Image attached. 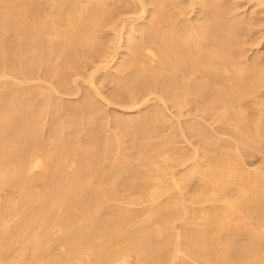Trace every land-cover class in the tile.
Segmentation results:
<instances>
[{
    "label": "bare ground",
    "instance_id": "6f19581e",
    "mask_svg": "<svg viewBox=\"0 0 264 264\" xmlns=\"http://www.w3.org/2000/svg\"><path fill=\"white\" fill-rule=\"evenodd\" d=\"M140 1H141V4L138 9V12L136 10L137 13L139 12L140 13L137 16L133 18L127 16L128 18L125 17L124 19H120L119 21L117 20L118 21V22L116 21L117 23L116 22L114 23V20L116 18L115 15L108 13V10H107L108 8L106 7V5L103 6L101 3L102 0H0V77L3 76V75L1 76V74L3 73V72L1 73V69L2 70L6 69V65L12 66V71L9 69L8 72H13V74H17L16 78L19 77L18 78L19 80L20 79L23 80V78L29 79L30 77L31 79H33L32 76L35 75L34 71L35 69H38V68H35V66L41 67L42 64L45 65L46 70L48 72L50 71V73L51 72L56 73L58 72V70L60 72V69H62L63 70L62 72L65 74L64 68L68 67L69 69V67H73V66L76 67V65L80 63L79 58H81V56L77 57L76 55L77 57L76 58L74 54L75 50L77 49L76 47L74 48L73 46L76 43H79V45H85L89 50H94L93 53L90 54L91 57L98 60L97 62L103 61L104 63L102 62L103 65L101 68L106 69L107 66L111 64L109 62L112 61L113 55H116L115 49L118 50V48H116L114 43H112V46L110 47L111 49L108 51L105 49L106 50L105 52L104 48L106 47L102 48L104 44L103 46H102V43L100 44L101 46H98V47L96 46L97 44L95 43L96 42L95 39L97 37L95 38L94 37L95 35L93 34H94V31L95 30L97 31L100 27H104V26L112 27L113 26L112 28L115 30V32H113L114 41H116V43L117 41L120 42L119 40L123 39L124 37L125 44L123 46L128 50L127 52L124 53V55H122L121 59H119L118 61H115L116 62V65H114L115 69L112 67L113 64L111 66L112 69L116 70V74H114L116 75L115 78H119L118 84L116 86L117 87L116 91L114 90L117 96H120L121 93H123L122 91L123 88L128 90L130 98H133V96L135 97L136 92H140L141 95H146V94L148 95V93L150 92L152 95V93L154 94V92H158L160 94V97L159 96L158 97L161 100L163 97H167L172 101L171 104L176 105L177 107L180 106L184 108V106L194 101L196 102V106L203 109V108L213 107L212 105L213 101L215 99L217 100L219 95H225L226 94L225 92H227V90L232 88L230 95L233 98V101H232V105H230L231 109H228V110L230 111L233 109L234 111L233 114H236L235 117L237 118L238 121L240 120V122L244 123V126H245V123H246V126L248 125L250 126V124L252 125V128L251 126L250 127L248 126L249 130H247V128H245V130H242L243 128L240 129L242 132L241 134H243L242 136H244V139L247 138L248 140L249 139L253 140L255 138H258L260 140V138H262L263 136L261 124L264 123V84L263 82H261L259 77H261L264 74L263 73L264 71L261 70L262 67L258 71L255 68V71H257L256 74H254L253 77L248 75L250 74V72H247L248 71L247 69L250 70L251 68L256 67L255 65L257 63L255 62V59L251 60V58L248 59V58H243V57L242 59L241 52L238 50L237 52H235L233 50H230L229 48L220 49L219 45L221 43L220 44L218 43L219 45H217V43L213 41L212 37L210 38L206 35L207 34L206 31L209 29V26L206 25L205 21L210 20L211 15H209V13H212V16H213L214 11L216 10L212 7V4L211 6L209 5L210 8L208 12L203 13L201 9L199 12L197 11L199 14L201 13L200 16L197 15L195 18L190 17L191 19L189 18L190 20H188V19L180 17V15L187 14L186 12H188V10L185 11L184 9H182L179 6V2L178 4L175 2L176 4L175 5L173 2H172L173 4L171 3V0H150L151 4L153 5V8L148 9L149 10V11L147 10L148 13L145 12L146 14L142 15V12H144L145 7L148 3H146V1L144 0H143L144 1L143 3H142V0ZM140 1H138L137 3H139ZM87 2L89 3V5ZM92 2L102 5V11H100L101 13L98 16L95 15L94 9L89 10L87 8V6L88 7L90 6V3H91V6L93 5V7H97V5L94 6L95 3L92 4ZM244 3L246 4L249 3L247 5L250 7L260 5L263 8L261 7V10L258 9L259 12L264 11V0H244ZM104 4H105V1H104ZM207 4L205 5L208 6ZM132 6H133V3H132ZM136 6H138V4ZM213 6H214V3H213ZM98 8H96V10L99 11ZM258 10L256 12H258ZM65 12L68 13V15H66ZM107 13L109 14L108 16H107ZM61 14H65L66 16L62 17ZM49 17L51 18V20H49L50 22L48 23V25L46 26L44 25L43 27L35 25L40 22H45V21L48 22L47 19ZM138 18L140 20L142 19L141 21L138 22L139 25L140 24L141 25L140 26L136 25L137 27L132 26L131 22L134 19L136 20ZM146 20H148L149 22H147ZM125 23H127L129 26H127L126 29L123 31ZM230 28L232 27L230 26ZM8 30L12 32L11 34L13 36L10 35V37L11 36L12 37L9 39H6L5 35ZM133 30H137L138 32L140 33L142 32L143 34L135 35L132 33ZM69 33H70V36L67 37ZM232 36L234 35L232 34ZM238 38H236L237 42L241 39L239 38L238 40ZM73 42H76V43L74 44ZM223 42H225V40ZM237 44L241 45L240 43H237ZM234 45H235V42H234ZM217 47L219 48L218 50H217ZM52 53H55V56L57 55L59 59L53 65H50V63L46 64L47 61L50 59V57L54 55V54L52 55ZM107 62L109 64H107ZM98 65L100 66V63H98ZM244 67L246 69H244ZM97 68L99 69V67L96 66V69ZM62 72L60 74H62ZM7 74H4V75H7ZM242 74H244L243 78H241L240 80L237 79V76H239L240 78V75ZM245 74H247L248 76H246ZM36 76H39V75L37 74ZM257 79H259L260 82L256 81ZM13 83L11 81L8 82L7 80V83L4 85L11 86V84ZM0 84L2 87V83ZM91 84L92 83H90V85ZM218 84H220V86L223 87L221 91L216 90L213 87ZM6 86L4 87L6 88ZM228 87L230 88L227 89ZM20 88L22 90V87ZM19 89L17 87L16 88L13 87V89L10 87V89L8 90L9 91L8 100H10L12 104L9 103L10 105H8V108H7L8 110L6 109V111H3V113L0 114V190L1 188L5 189L4 188L5 185L6 187L9 186L11 188H14L15 191H17V187L21 188L17 191L16 194L15 192L13 194L9 192L12 195L15 194L16 196L14 197L4 196L3 198L1 196L2 193L0 194V264H12L9 259L11 257L9 256L8 258L7 256L9 254H7L8 252L6 253L5 251L7 250L9 246V241H11V238L13 236L18 234V232L20 231L23 232L21 235L22 236L21 238H16L18 240L17 243H21V246L20 244H18L19 247H22V243L27 244L28 238L31 239L33 235L29 233L32 231L28 232V227H30L29 221L32 219L30 221L32 223V221H34L33 218L36 220L37 216L40 219H43L44 216L42 217L41 215V213L44 214V211H42V207H43L42 204H44L43 200H44V197L45 198L47 197L45 195L48 192H57L58 193L57 196L59 197L58 199H60L59 201H61L60 203L64 207V210L61 209L63 210V213H62L63 215L59 216L60 214L55 215L56 214L55 213L53 214L54 216L52 218V221H53L52 224L57 223L59 230L63 231L62 243L61 244L59 243L62 246V249L59 245L58 246L59 248H57L59 250H52L49 253L47 252L45 255L47 256V254H50V256L49 257L47 256L45 258V261H44V257L40 255L41 251H40V254H38L39 252H36V250L34 249L35 251L32 253L34 254L37 253V255L34 257L32 256L33 257L32 260L33 262H36V264L37 263L39 264H72L71 261L74 262L73 264H132L131 260L133 259L132 258L133 256H131L130 254V252L132 251L136 253L135 262H138V263H139V260H148L150 264H166L167 261H168L167 264L170 261L173 263L175 262L176 264H178L177 261H179L180 264H259L261 262L260 259H262V255L264 252V173L262 174V172L260 171L261 172L260 174H258L259 172H256L257 174H255L251 170H247V169L244 170V168L239 164V160L237 158L230 157L233 155H230L229 151H227V154L230 156L228 158L225 156L227 160L221 159L220 157H222L224 151L226 152V150L223 148H220L219 150H217L216 153H214L215 155L213 154V156L211 157L208 155L210 158L205 160V159H201L199 155L196 153V150H197L196 146H195L196 148L193 146L194 148L190 151V152L193 151L192 154H190L188 150L185 151L186 153L180 152L179 154H177L178 151L176 150H179V148L175 146L177 148L176 150L173 147L169 149V152L172 151L171 154L168 153L167 151L163 152L162 154L156 153V155L154 156L149 153L147 154L146 152H145V155H141L142 153H140L141 156L139 157L138 160H140V162L142 163L141 167H144V168L139 167V164H140V163L138 164L139 161H137V164H136L138 166H133L131 168L126 167V169L124 170L127 175V178H126L127 180L123 182L124 187H122L121 189L122 190L125 189L128 191L126 194L119 195L118 191H114V189L112 191L111 189L113 193H118V195L114 198V201L112 200L113 201L112 203L109 202L108 204L107 202L110 201L111 198L109 196V192H106L105 190V188H107L105 187V185H107L106 183H109L107 182L109 176L108 178H106L107 172L105 171V167H104L105 165L103 166V164L105 163L103 162H105L104 161L106 160L105 158L112 159L115 164V165L113 164L114 168L117 167L118 169L119 165L121 164L120 161L125 162V160H127L128 158L130 160V157L122 156V158H120L119 155H116L117 159L114 157L115 158L114 160L112 152L104 151L103 149L104 147H102L101 150L103 151V153L100 152L99 155L101 156L103 155V156L101 158L99 157L100 161H98V157L96 158V156L95 157L92 156L94 157V159L89 158L88 154H89L90 147L87 146L88 145L87 142H85L86 143L85 145L83 143L85 140H83V142L81 141L85 145L83 147L81 144H79L80 141L78 142L79 138L77 139V141H74V139L77 138L76 137L72 141V138H71L72 136H71L70 137L71 142L68 145L67 144L65 145L63 143L62 144L58 143L57 145L52 144L54 146V148H52L53 150H55V146L57 147L59 146L58 152L59 150H61L62 152H67V153L69 152V155L75 156V158L72 157V159L69 160L72 163V165L76 164V169L73 171V173L71 172L72 174L69 177V179L68 180L63 179L61 182L60 180L57 181L56 179L57 175L53 176L56 173L54 174L52 173L53 169L51 170V168L48 166V163L46 161L47 160L46 158L49 157L50 153L49 152L45 153L46 149L44 151V145L39 140V138L35 136V131L36 129H38V126L40 124V121L38 120L39 119L38 115L40 116V113L38 114V111L35 110V107H34L35 111H31V113L26 117L25 116L26 114H24V111L20 108L22 106L19 105V108H18V106L16 105L17 104L16 95L18 94L15 95V92L16 90H19ZM241 89H243L244 93L243 92L241 93ZM16 93H20V92H16ZM230 100L231 99H229V101ZM225 101H226V98H225ZM163 104H165V102ZM40 105H42V103ZM36 107L38 106L36 105ZM46 107L44 106L43 108L42 107L41 108L43 110ZM192 108L195 110L194 107ZM236 108H238L237 109L238 111L236 110ZM24 110L26 111V113H29L26 110V108ZM13 112L17 113L16 117H12ZM196 112L194 114H196ZM206 113L209 115L207 111ZM196 115H193V116L196 117ZM158 117H160V115ZM189 119L188 121H191V119L190 120ZM197 119L198 118H196V121L199 120ZM71 120H73V116ZM216 120L217 119H215V121ZM241 120H246V121L243 122ZM69 121L66 122V119H65V122L61 123L62 127L64 125L65 127L70 128L71 125L69 123L73 124L75 120H73V122L72 121L69 122ZM196 121L195 119L193 120V123L195 122L194 123L195 126L198 124V122ZM209 121L211 122V120ZM59 122H62V120ZM114 122H116V120ZM231 123L233 124V122ZM53 127H55V125ZM57 127H59V124ZM65 127H63L61 130L65 129ZM73 127L75 126L73 125ZM201 128L202 127H195L194 135L201 138V140L202 138L207 139L210 136H212L213 134L212 131H211L212 133L211 134V133H208L207 130L205 131V130H202ZM237 128H240V127H237ZM74 131H75V128H74ZM101 132L99 135H101ZM183 132L184 131H182V134ZM32 134H34V137ZM225 135L227 136V133ZM102 136L101 138L105 137V136L104 137ZM62 139H61V142H62ZM99 140L100 139H98V141ZM108 141L109 140H107V142ZM202 141H206V140L203 139ZM234 141H236V139ZM117 142H119L118 145H120L121 143L120 139ZM231 143H233V141ZM251 144L255 146L256 142L255 144L254 143H251ZM86 146L89 149L85 148ZM98 146H95V147H98ZM168 146H169V143H168ZM216 147L217 146H215V148ZM53 150L51 151L53 152ZM235 150H236V147H235ZM61 151H60V154H61ZM104 152L106 153L104 154ZM64 154L66 155V153H63L62 155ZM69 158H71V156ZM50 159H52L51 156H50ZM235 159H237L235 162L236 164H234L235 166L234 168H232L231 164H233V161H235ZM187 160L190 161L189 164L186 163ZM58 162L60 161L58 160ZM96 163L100 164V167H101L100 169H99V166H98V169L96 168L97 167ZM112 163L110 162V164ZM184 163L187 164V166H184L185 167L184 169L186 170L177 168V166H181ZM94 165H96V167ZM120 166L125 168L123 165H120ZM120 170H117L116 172L114 170L113 172L117 175H121L122 171ZM107 171H109V169ZM112 171L110 173L111 175H112ZM254 171H256V169ZM126 175H124V177ZM122 176L123 175H121V177ZM121 177L120 178L117 177L120 179V185H122L121 180H123V178L121 179ZM187 179H193V182H194L193 186H195V189L198 191V196H196L195 199H194L195 196L193 198L191 197L192 198L190 199L191 202L206 203V201H211V199L213 200L217 199L218 201L222 200L223 202L222 205L219 204V206H217L218 204L214 205L210 203V206H207V207L200 206L199 211H197L194 208L197 211L196 213V211H194L193 209L188 208L189 205L187 206V203L186 205L182 204V202L180 201V198H183L181 197L183 196L182 195L183 194L182 192L183 183ZM234 179H237V181L238 179L240 180L238 181L240 182L239 184H237L235 180L236 186H237L235 188L236 191L233 190L234 192H231V195L230 194L220 195L222 192L219 194V191H222L223 189H225L226 186L227 185L229 186L230 183L232 182L234 183ZM116 181H118V179ZM112 186L113 185H111V187ZM170 187H174L176 191H174L173 193L171 191L172 194L167 196L166 190L167 189L170 190ZM14 189L12 190L14 191ZM108 189L109 188H107V190ZM3 193H6V192H3ZM162 195H165L166 197L164 196V198H161V200H159V197H162ZM231 196H234L236 198L231 197ZM105 203L107 204L105 205ZM34 204H36L37 207L39 208H36L35 211H33L32 209L31 212L21 211V213H19V215L15 218V220L11 219L12 220L11 222L13 221L14 222L8 225L9 223H7V219H8V216L13 212V209H12L13 207L15 208L14 211H16V210H19V209H16L17 205L25 206V207L28 206L29 208L30 206ZM188 204H190V202H188ZM114 206L117 207V209L115 208L116 210L114 209L115 211H112L113 209L111 210V208ZM165 206L174 207V210L172 208L167 212L166 209H164L165 213H163L161 210ZM220 207L222 209H220ZM50 208L51 207H49V209ZM79 208H80V211L81 209L82 211L83 209L87 211L89 209V213L88 212L86 213L88 215L87 216L85 215V219H84L88 221V225L85 226L86 228L85 227L83 228V226L79 227V225L76 224V221L79 219V218H76V215H78L77 211L79 210ZM21 209L23 208L21 207ZM19 211H17V213ZM179 214L180 215L183 214V216L187 215L188 220L186 221H188L189 224L199 225L198 227H195L194 232L187 231L189 232L187 233V236L185 233V236H183V238L184 237L185 238L182 240L183 242H181V240H178V241L176 240L175 242L174 240L176 239V237L179 239L181 235L184 234V231H181L182 234L180 235V232L177 229L176 233L174 232V234L177 236L175 235L173 236V231L171 233L169 232L170 229L167 231L169 227L175 226V225H171V222H170L171 218L173 217L178 218ZM78 216H80V214ZM82 220L83 219H81V221ZM150 220H151V223L149 222ZM44 223H45V220H44ZM78 223L80 222L78 221ZM143 223L146 225H144ZM179 224H180L179 226L183 224V227H184V225H186L187 222H184L182 224L179 223ZM186 226L184 227V229H181V230H185ZM222 228L226 230L227 233L225 234H228V236H226L227 239L225 240L226 242L225 248L223 246L224 241L221 240L222 237L220 238L219 235L217 234V231L219 229L221 230ZM35 229H32V230L34 231ZM49 229L51 231V228ZM53 229L55 230V228ZM46 230H47V227H46ZM54 230L53 232L55 233ZM188 230H192V229H188ZM36 233L34 236H36ZM54 233L52 234L53 236H54ZM29 234H31V237L29 236ZM42 234L44 235L43 232ZM45 234L47 235L46 232ZM127 234L129 237L128 236L126 237ZM241 234H244V236L241 237V239L243 237L245 238L244 243H242L241 239H239ZM172 237H175V238L173 239ZM33 238L34 237H32V239ZM53 238L50 237L49 240H47L46 242L44 241V245L46 243V247L44 248L42 247L43 242H42V245L40 243L41 246H39V249L40 250L44 249L45 251H48L51 243L54 240ZM126 238H129V239H126ZM30 239L29 241L31 242ZM43 239L45 240V238ZM50 239H53V240H50ZM36 240L39 241L38 237L35 239V241ZM38 241H36L35 244H38L37 243ZM59 241L61 242V240H58V242ZM183 243L186 244L188 249H186V246L183 245ZM24 244H23V247L26 248ZM206 244L210 247L205 248L207 246ZM237 244H240V245L236 246ZM54 245L52 243L51 246L53 247ZM231 245H233V248ZM31 246H33V243L32 245H30L29 243L28 247H30L31 249L35 248ZM183 246H185V248ZM229 246L231 248H229ZM36 247L38 248V245ZM28 249L29 248H27V250ZM44 250L42 254L44 253ZM4 252L7 255L4 254ZM19 253L21 254L20 251ZM22 253L24 252L22 251ZM3 254L6 256V257L4 256L5 258L3 257ZM129 255L132 259L128 258ZM28 256L30 257V255ZM40 256L43 259H41ZM14 258L17 260L18 257L16 258L15 256ZM33 262L31 261L30 263L33 264Z\"/></svg>",
    "mask_w": 264,
    "mask_h": 264
},
{
    "label": "rangeland",
    "instance_id": "374dc122",
    "mask_svg": "<svg viewBox=\"0 0 264 264\" xmlns=\"http://www.w3.org/2000/svg\"><path fill=\"white\" fill-rule=\"evenodd\" d=\"M104 1H105V4H104ZM107 1V2H106ZM136 1V2H135ZM138 1H140V0H138ZM137 0H102V5L103 6H105L106 5V7L108 8H106L107 10H108V13L109 14H113V15H115V20H114V23L118 20H120V19H124L125 17L126 18H128V17H135V16H137L139 13H137L138 12V9H139V7H140V4H141V1L139 2V3H137L138 2ZM144 1H146V3H148L147 5H146V7H145V10H144V12H142V15H144V14H146V13H148V9H151V8H153V5L151 4V2H150V0H144ZM143 0H142V3L144 2ZM148 1V2H147ZM133 3V6H132V3ZM174 3L175 4V2L178 4V2H179V6L182 8V9H184L185 11H187L188 10V12H186L187 14H183V15H180V17L181 18H185V19H188V20H190L191 18H195L197 15H201V13L199 14L198 12L202 9V11H203V13H205V12H208L209 11V8H210V6H211V4H212V7L214 8V9H216L215 11H214V15L212 16V13H209V15H211V19L210 20H206L205 22H206V25H208L209 26V29L206 31V35L208 36V37H212L213 38V41L214 42H216L217 43V45H219L220 43V45H219V48L220 49H230V50H233V51H235V52H237V50L238 51H240L241 52V58L243 57V58H248V59H250L251 58V60L253 59H255V62L257 63L255 66L256 67H254V68H251L250 70L249 69H247L248 71L247 72H250V74H248L247 72V74L248 75H250V76H254V74H256V72L262 67V71H264V11L262 12H259V10L258 9H260L261 10V7L262 6H260V5H257V6H252V7H250V6H248L247 4H249V3H244V0H171V3ZM214 3V6H213V3ZM88 3V2H87ZM95 3V2H94ZM93 2H92V4H94ZM108 3V4H107ZM122 3V4H121ZM138 4V6H136L137 4ZM172 3V4H173ZM208 3V4H207ZM236 3V4H235ZM239 3V4H238ZM205 4H207L208 6H206ZM221 4V5H220ZM225 4V5H224ZM88 5H89V3H88ZM97 5V7H93V5L91 6V3H90V6L88 7L87 6V8L89 9V10H91V9H94L95 10V15H99L101 12L100 11H102V5L101 4H96L95 3V5L94 6H96ZM99 5H100V7H99ZM176 5V4H175ZM210 5V6H209ZM216 5V6H215ZM112 6V7H111ZM123 6V7H122ZM235 6V7H234ZM259 6H260V8H259ZM91 7V8H90ZM93 7V8H92ZM99 7V8H98ZM128 7V8H127ZM138 7V8H137ZM217 7H219V8H217ZM255 7V8H254ZM96 8H98L99 9V11L98 10H96ZM123 8H124V10H123ZM206 8H208V9H206ZM221 8V9H220ZM224 8V9H223ZM230 8V9H229ZM263 8V7H262ZM204 9V10H203ZM220 9V10H219ZM122 10H123V12H122ZM136 10H137V12H136ZM148 10V11H147ZM226 10V11H225ZM258 10V12H256ZM97 11V12H96ZM121 11V12H120ZM132 11V12H131ZM198 11V12H197ZM131 12V13H130ZM146 12V13H145ZM224 12V13H223ZM236 12V13H235ZM255 12H256V14H255ZM66 13V12H65ZM107 13V16L109 15ZM118 13V14H117ZM137 13V14H136ZM189 13V14H188ZM117 14V15H116ZM247 14V15H246ZM62 15V17H65L66 15H68V13H66V15L65 14H61ZM60 15V16H61ZM106 15V14H105ZM128 16V17H127ZM215 16V17H214ZM52 17V16H51ZM191 17V18H190ZM246 17V18H245ZM190 18V19H189ZM219 18V19H218ZM241 18V19H240ZM88 19V18H87ZM48 22L47 21H45V22H40V23H38V24H35L36 26H46V25H48V23L50 22L49 20H51V18L49 17L48 19ZM142 20V19H141ZM139 18L138 19H134L132 22H131V25L132 26H138L139 25V21H141ZM145 20V19H144ZM220 20V21H219ZM246 20V21H245ZM117 21V22H118ZM147 22H149L148 20H146ZM244 23H243V22ZM116 22V23H117ZM204 22V23H205ZM239 24H238V23ZM246 22H248V23H246ZM45 23H47V24H45ZM40 24V25H39ZM35 25H33V26H35ZM141 25V24H140ZM139 25V26H140ZM127 26H129L127 23H125V25H124V28H123V31L126 29V27ZM136 26V27H137ZM213 26V27H212ZM230 26L232 27V28H230ZM108 27V28H107ZM104 26V27H100L97 31L95 30L94 31V34L93 35H95L94 37L96 38L95 39V43L97 44L96 46L98 47V46H101L100 44L102 43V46H103V44H104V46L102 47V48H104V47H106V48H104V50L106 49L107 51L108 50H110L111 48V46H112V43H114V45H115V47L116 48H118V50H116L115 49V52H116V55H113V59H112V61H108L109 63H111L110 65H108L107 66V68L106 69H104V68H101L102 67V62H97L98 60H96V59H94L93 57H91V55L90 54H92L93 53V51L94 50H89L85 45H79V43H76V42H73L74 44V48L76 47V49L77 50H75V52H74V54H75V57H76V55H77V57H80L81 56V58H79L80 59V63L78 64V65H76V67L75 66H73V67H69V69H68V67H66V68H64V72H65V74L62 72L63 70L62 69H60V72H59V70H58V72H56V73H53V72H51L50 73V71L48 72L47 70H46V68H45V65L44 64H42L41 65V67H37V66H35V68H38V69H35V71H36V73H35V71H34V76H32V78L33 79H31V77L29 78V79H24L23 78V80H19L18 78L19 77H17L16 78V75L17 74H13V72H8L9 71V69L12 71V66H7L6 65V69H1V73L3 72L4 74H7V75H4L3 73L1 74V76L2 77H0V83H2V87H1V84H0V114H2L3 113V111H6V109L8 108V105H10L9 103H11V101L10 100H8V90L10 89V87L13 89V87L14 88H20V87H22V90H21V88L19 89V90H16V92H20V93H16L15 92V95L16 94H18V95H16L17 97V99H16V101H17V106H18V108H19V105L20 106H22V107H20L23 111H24V114H26L25 116L27 117L30 113H31V111H35V110H37L38 111V114L40 113V116L38 115V120L40 121V124H39V126H38V129H36V131H35V136L37 137V138H39V140L42 142V144L44 145V151H45V149H46V152L45 153H50V155H49V157L48 158H46L45 160L47 161V163H48V166L51 168V170L53 169V174L54 173H56V174H54L53 176H56V179H57V181H59L60 180V182L63 180V179H66V180H68L69 179V177L71 176V174L73 173V171L76 169V164H73L72 165V163L69 161L70 159H72V157L73 158H75V156L74 155H69V152L67 153V152H62L61 150H59V152H58V147L57 146H55V150H53L52 148H54V146L53 145H57L58 143H60V144H69L70 142H71V138H72V141H73V139L74 138H76V139H74V141H77V139H78V142L80 141H82L83 142V140H85L83 143L86 145V143L85 142H87V146L88 147H90V149L86 146L85 148H88L89 149V158H93L94 159V157L96 156V158L98 157V161H100L99 159L103 156H101V155H99L100 154V152H102L103 153V151L101 150L102 149V147H104L103 149H104V151H110V152H112V155H113V158L115 157H117L116 155H119L120 156V158H122V156L123 157H125V156H128V157H130V160H129V158L127 159V160H125V162L124 161H120L121 162V164L120 165H123L125 168H123L122 166H120L119 165V167H118V169H117V167L116 168H114V162H113V160L112 159H109V158H105L106 160H104L105 162H103V163H105V164H103V166L105 167V171L107 172L106 174H107V176H106V178H108V176H109V178H108V180H107V182H109V183H106L107 185H105V187H107V188H109L108 190H107V188H105V190H106V192H109V196H110V201H106L108 204H109V202H113L114 201V198L118 195V193H119V195H123V194H126L127 193V191L128 190H122L121 188L122 187H124V185H123V182L124 181H126L127 179V175H126V172H125V170L124 169H126V167L127 168H131V167H133V166H138V165H136L137 164V161H139L138 162V164H139V167H141L142 165V163L140 162V160H138L139 159V157L141 156V155H145V152L148 154H152L153 156L154 155H156V153H159V154H162L163 152H165V151H167L168 153H170L171 154V152L172 151H170L169 152V149L171 148V147H173L175 150L177 149L176 147H178L179 148V150H176V151H178V153L177 154H179L180 152H185L186 150H188L189 152L195 147L197 150H196V153L199 155V157L201 158V159H208V158H210L211 156H213V154L214 153H216V151L217 150H219L220 148H223V149H225L226 150V152L224 151V153H223V155H222V157H220L221 159H223V160H227V158L230 156V155H233V156H230V157H234V158H237L238 160H239V164L244 168V170H251V171H253V173H255V174H257L256 172H259L258 174H260L261 172H262V174L264 173V123H262L261 124V126H262V131H263V136H262V138H260V140L258 139V138H255V139H253V140H248L247 138H245L244 139V136H242L243 134H241L242 132H241V130L240 129H242V130H245V128H247V130H249L248 129V126H246V123H245V126H244V123H242V122H240V120L238 121L237 120V118L235 117L236 116V114H233L234 113V111H233V109L232 110H228V109H231V106L230 105H232V101H233V98L231 97V95H230V93H231V90H232V88H230V87H228L227 89H229V90H227V92H225L226 94L225 95H219L218 96V99L216 100H214L213 101V107H208V108H199L198 106H196V102H192V103H189L190 105H192V106H190L189 104L188 105H186V106H184V108L183 107H180V109H179V107H177L176 105H173V104H171L172 103V101L169 99V98H167V97H163L162 98V100L159 98L160 97V94L158 93V92H154V94L152 93V95H151V92L150 93H148V95L146 96V95H141V93L140 92H136L135 93V97L133 96V98H130V96H129V93H128V90H126V89H122V91H123V93H121V95L120 96H117L116 95V86H117V84H118V81H119V78H115V76L116 75H114V74H116V70H114L115 68H114V65H116V62L115 61H118L119 59H121V57H122V55H124V53L125 52H127L128 50L123 46L124 44H125V39H124V37H123V39H121V40H119L120 42H118L117 41V43H116V41H114V33L113 32H115V30L111 27V26ZM110 27V28H109ZM136 27H134V28H136ZM210 27H211V29H213V30H211L210 29ZM217 29V30H216ZM235 29V30H234ZM238 29V30H237ZM114 30V31H113ZM229 30V31H228ZM136 31V32H135ZM214 33H213V32ZM246 31V32H245ZM135 32V33H134ZM211 32V33H210ZM219 32V33H218ZM232 32V33H231ZM239 32V33H238ZM12 32H10L9 30L7 31V33H6V35H5V38L6 39H9V38H11L13 35L11 34ZM83 33V32H82ZM96 33V34H95ZM106 33V34H105ZM125 33V32H124ZM133 34H135V35H140V34H143L142 32L140 33V32H138L137 30H133V32H132ZM248 35H247V34ZM8 34V35H7ZM81 34V33H80ZM100 34V35H99ZM126 34V33H125ZM124 34V35H125ZM219 34V35H218ZM230 36H229V35ZM232 34L235 36V38H234V36H232ZM238 34V35H237ZM244 34V35H243ZM10 35H12L11 37H10ZM123 35V34H122ZM237 35V36H236ZM68 36H70V33H69V35H67V37ZM103 36V37H102ZM107 36V37H106ZM126 36V35H125ZM242 36V37H241ZM104 37H105V39H104ZM227 37V38H226ZM241 38L240 40H239V38ZM100 38V39H99ZM236 38H238V40L240 41H238L237 42V40H236ZM216 39V40H215ZM218 39V40H217ZM221 39V40H220ZM232 39V40H231ZM225 40V42H223ZM228 40H230V41H228ZM236 40V41H235ZM97 41H98V43H97ZM99 41H101V42H99ZM103 41V42H102ZM112 41V42H111ZM114 41V42H113ZM218 41V42H217ZM234 42H235V45H234ZM121 43V44H120ZM219 43V44H218ZM231 43V44H230ZM237 43H240L241 45H239V44H237ZM118 44V45H117ZM225 44V45H224ZM237 44V45H236ZM77 45H79V46H77ZM118 47H117V46ZM121 45V46H120ZM228 45V46H227ZM234 45V46H233ZM82 46V47H81ZM109 48H108V47ZM122 46H123V48H122ZM231 46H232V48H231ZM239 46V47H238ZM81 47V48H80ZM222 47V48H221ZM236 47H238V48H236ZM241 47V48H240ZM126 50H125V49ZM218 47H217V50L219 49ZM234 48V49H233ZM97 49V48H96ZM81 50V51H80ZM106 50H105V52H106ZM86 51V52H85ZM89 51V52H88ZM77 53V54H76ZM79 53H81V54H79ZM246 53V54H245ZM54 54V55H53ZM84 54V55H83ZM86 54V55H85ZM52 57H53V59H52V57H50V59L47 61V63L46 64H49L50 63V65H53L59 58L57 57V55L55 56V53H52ZM83 55V56H82ZM90 55V56H89ZM245 56V57H244ZM246 56H248V57H246ZM76 57V58H77ZM83 57V58H82ZM87 57V58H86ZM117 59H116V58ZM109 58V57H108ZM242 58V59H243ZM81 59H83V60H81ZM86 59V60H85ZM93 59H94V61H93ZM258 59V60H257ZM76 60V59H75ZM92 61V62H91ZM107 62V64H109ZM83 63V64H82ZM98 63H100V66L98 65ZM104 63V62H103ZM261 63V64H260ZM112 64H113V66H112ZM260 65V66H259ZM89 66V67H88ZM93 66V67H92ZM96 66L97 67H99V69L97 68L96 69ZM114 68V69H112V67ZM258 66H259V68H258ZM11 67V68H10ZM82 67V68H81ZM111 67V68H110ZM255 68H256V70L257 71H255ZM67 69V70H66ZM71 69V70H70ZM74 69V70H73ZM94 69V70H93ZM96 69V70H95ZM244 69H246L245 67H244ZM6 70V71H5ZM45 70V71H44ZM99 70V71H98ZM253 72H252V71ZM46 72H48V73H46ZM62 72V74H60ZM78 72V73H77ZM10 73V74H9ZM11 73H12V75H11ZM264 73V72H263ZM39 75V76H36V75ZM59 74V75H58ZM72 74V75H71ZM81 74V75H80ZM93 74V75H92ZM96 74H97V76H96ZM108 74V75H107ZM247 74H245L246 76H248ZM253 74V75H252ZM15 75V76H14ZM57 75V76H56ZM111 75V76H110ZM14 76V77H13ZM42 76V77H41ZM61 76V77H60ZM68 76V77H67ZM102 76V77H101ZM243 76H244V74H242V75H240V78H239V76H237V79H241V78H243ZM38 77V78H37ZM46 77V78H45ZM55 77V78H54ZM108 77V78H107ZM10 78V79H9ZM37 78V79H36ZM54 78V79H53ZM65 78V79H64ZM68 78V79H67ZM263 80H262V79ZM259 79L261 80V82H263V84H264V74L261 76V77H259ZM259 79H257L256 81H258V82H260L259 81ZM5 80V81H4ZM7 80H8V82L9 81H11L13 84H11V86H6V85H4V84H6L7 83ZM60 80H61V82H60ZM48 81H49V83H48ZM90 81H92V82H90ZM17 83V84H16ZM19 83V84H18ZM25 85H24V84ZM27 83V84H26ZM63 83V84H62ZM90 83H92L93 84V86H92V84L90 85ZM116 83V84H115ZM120 83V82H119ZM22 84V85H21ZM62 84V85H61ZM64 84H66V85H64ZM6 86V88L4 87V86ZM18 85V86H17ZM20 85V86H19ZM31 85V86H30ZM54 85H56V86H54ZM216 86V87H215ZM215 86H213L214 87V89H216V90H219V91H221L222 89H223V87L222 86H220V84H218V85H215ZM30 87V88H29ZM66 87V88H65ZM26 88V89H25ZM39 88V89H38ZM43 90H42V89ZM68 88V89H67ZM88 88V89H87ZM99 89V90H98ZM23 90H24V92H23ZM28 90V91H27ZM31 90V91H30ZM115 90V91H114ZM27 91V92H26ZM44 91V92H43ZM49 91V92H48ZM126 91V92H125ZM46 92V93H45ZM99 92V93H98ZM243 92V89H241V93ZM49 93V94H48ZM102 93V94H101ZM244 93V92H243ZM2 94V95H1ZM21 94V95H20ZM36 94V95H35ZM89 94V95H88ZM29 95V96H28ZM155 95V96H154ZM7 96V97H6ZM40 96V97H39ZM97 96V97H96ZM159 96V97H158ZM220 96H222V97H220ZM5 97V98H4ZM34 97V98H33ZM46 97V98H45ZM47 97H48V99H49V101H48V99H47ZM156 97V98H155ZM4 98V99H3ZM143 98H144V100H143ZM222 98V99H221ZM225 98H226V101H225ZM19 99H21V100H19ZM28 99H29V101H28ZM152 99V100H151ZM229 99H231L230 101H229ZM8 101V102H7ZM22 101H24V102H22ZM31 101H33V102H31ZM37 101V102H36ZM4 102V103H3ZM21 104H20V103ZM28 102V103H27ZM30 102V103H29ZM53 102V103H52ZM57 102V103H56ZM148 102V103H147ZM165 102V104H163ZM224 102V103H223ZM227 102V103H226ZM229 102H230V104H229ZM39 103V104H38ZM42 103V105H40ZM50 103V104H49ZM60 103V104H59ZM85 103H87V104H85ZM161 103V104H160ZM215 103H216V105H215ZM227 105H226V104ZM12 104V103H11ZM24 106H23V105ZM44 104V105H43ZM64 104V105H63ZM77 104V105H76ZM133 104V105H132ZM168 104V105H167ZM27 105V106H26ZM31 105V106H30ZM36 105L38 106V107H36ZM74 105H76V106H74ZM84 107H83V106ZM92 105V106H91ZM159 105V106H158ZM217 105H218V107H217ZM220 105V106H219ZM223 107H222V106ZM26 106V107H25ZM40 106V107H39ZM46 107V108H44L43 110H42V108L43 107ZM90 106V107H89ZM164 106V107H163ZM170 106V107H169ZM190 106V107H189ZM224 106H225V108H224ZM30 107V108H29ZM34 107H35V110H34ZM42 107V108H41ZM78 107V108H77ZM88 107V108H87ZM92 107V108H91ZM103 107V108H102ZM186 107V108H185ZM192 107H194L195 108V110L192 108ZM215 107V108H214ZM222 107V108H221ZM230 107V108H229ZM5 108V109H4ZM26 108V110L29 112V113H26V111L24 110ZM27 108H29L30 109V111H29V109H27ZM38 108V109H37ZM41 108V109H40ZM80 108H81V110H80ZM87 108V109H86ZM91 108V109H90ZM188 108V109H187ZM3 109V110H2ZM47 109V110H46ZM78 109V110H77ZM95 109V110H94ZM201 111H200V110ZM208 109V110H207ZM209 109H210V111H209ZM216 109V110H215ZM219 109H221V110H219ZM238 108H236V110H237ZM8 110V109H7ZM41 110V111H40ZM52 110V111H51ZM57 110V111H56ZM180 112H179V111ZM183 110V111H182ZM191 110V111H190ZM205 110V111H204ZM218 110V111H217ZM222 110H224V111H222ZM235 110V109H234ZM43 111V112H42ZM46 111V112H45ZM56 111V112H55ZM78 111V112H77ZM104 111H105V113H104ZM182 111V112H181ZM197 111V112H196ZM206 111L209 113V115L206 113ZM233 111V112H232ZM238 111V110H237ZM72 112V113H71ZM161 112V113H160ZM196 112V114L197 115H199V116H197L196 114H194ZM211 112V113H210ZM217 112V113H216ZM230 112V113H229ZM43 113V114H42ZM46 113V114H45ZM49 113V114H48ZM54 113V114H53ZM56 113V114H55ZM158 113V114H157ZM180 113V114H179ZM181 113H183V114H181ZM222 113H223V115H222ZM225 113V114H224ZM227 113V114H226ZM72 114V115H71ZM75 114V115H74ZM96 114V115H95ZM157 114V115H156ZM190 114V115H189ZM203 114V115H202ZM46 115V116H45ZM55 115V116H54ZM160 115V117H158ZM178 115V116H177ZM193 115H196V117L195 116H193ZM207 115V116H206ZM212 115H213V117H212ZM220 115V116H219ZM17 116V113L16 112H13V114H12V117H16ZM43 116V117H42ZM61 118H60V117ZM72 116H73V120H75L74 122H73V120H71L72 119ZM94 116V117H93ZM151 118H150V117ZM153 116V117H152ZM167 116V117H166ZM192 116H193V118H192ZM210 116H211V118H210ZM107 117V118H106ZM191 119V121H188V119L189 118ZM201 117V118H200ZM41 118V119H40ZM93 118V119H92ZM118 118V119H117ZM148 118V119H147ZM170 118V119H169ZM196 118H198L197 120L198 121H196ZM220 118V119H219ZM58 119V120H57ZM63 119H64V121H63ZM65 119H66V122L67 121H69V120H71L72 122H73V124L72 123H69L70 125H71V127L69 128V127H65L64 125H63V127H65V129H63V130H61L63 127H62V124L61 123H63V122H65ZM78 119V120H77ZM154 119V120H153ZM189 119V120H190ZM195 119V121L196 122H198V124L195 126V122L193 123V120ZM215 119H217L216 121H215ZM41 120H42V122H41ZM62 120V122H59V121H61ZM105 120H107V121H105ZM116 120V122H114ZM131 120V121H130ZM135 120V121H134ZM209 120H211V122L209 121ZM218 120H220V121H218ZM235 120H236V122H235ZM47 121V122H46ZM71 121H69V122H71ZM79 121V122H78ZM86 121V122H85ZM163 121V122H162ZM182 121H184V122H182ZM203 121V122H202ZM226 121V122H225ZM241 121H243V122H245L246 120H241ZM140 122V123H139ZM190 122H191V124H190ZM202 122V123H201ZM209 122V123H208ZM213 122V123H212ZM217 122H218V124H217ZM223 122V123H222ZM231 122H233V124L231 123ZM238 122V123H237ZM53 123V124H52ZM77 123V124H76ZM107 123V124H106ZM111 123V124H110ZM134 123V124H133ZM136 123H137V125H136ZM186 123H188V124H186ZM193 123V124H192ZM205 123V124H204ZM212 123V124H211ZM231 123V124H230ZM46 125V126H44V125ZM51 124V125H50ZM58 124H59V127H57L58 126ZM61 124V125H60ZM204 126H203V125ZM221 124V125H220ZM227 124V125H226ZM243 126H242V125ZM42 125V126H41ZM55 125V127H53ZM57 125V126H56ZM73 125L75 126V127H73ZM77 125V126H76ZM120 125H121V127H120ZM189 125V126H188ZM199 125V126H198ZM224 125V126H223ZM132 126V127H131ZM136 126V127H135ZM138 126V127H137ZM208 126V127H207ZM210 126V127H209ZM230 126H232V127H230ZM250 126H251V128H252V125L250 124ZM249 126V127H250ZM129 127V128H128ZM131 127V128H130ZM143 127V128H142ZM190 127V128H189ZM195 127H202L201 129L202 130H207L208 131V133H211V131H212V136H210L209 138H202V140L204 139V140H206V141H202L201 140V138H199L198 136H196V135H194V129H195ZM206 127H207V129H206ZM214 127H216V128H214ZM219 127V128H218ZM236 127V128H235ZM237 127H240V128H237ZM58 128V129H57ZM60 128V129H59ZM68 130H67V129ZM74 128H75V131H74ZM122 128V129H121ZM180 128V129H179ZM210 128V129H209ZM218 128V129H217ZM224 128V129H223ZM250 128V129H251ZM43 129V130H42ZM54 129V130H53ZM71 129V130H70ZM109 129V130H108ZM120 129V130H119ZM148 129V130H147ZM220 129H221V131H220ZM37 130H38V132H37ZM64 130H65V132H64ZM85 130V131H84ZM98 130V131H97ZM104 130V131H103ZM118 130H119V132H118ZM136 130V131H135ZM219 130V131H218ZM222 130H224V131H222ZM239 132H238V131ZM53 131V132H52ZM63 131V132H62ZM69 131V132H68ZM102 131V132H101ZM110 131V132H109ZM143 131V132H142ZM149 131V132H148ZM182 131H184L183 132V134H182ZM192 131H193V133H192ZM234 131V132H233ZM252 131V130H251ZM250 131V132H251ZM75 132V133H74ZM96 132V133H95ZM100 132H101V135H99L100 134ZM136 132V133H135ZM179 132V133H178ZM189 132H191V133H189ZM227 133V136L225 135L226 133ZM65 133V134H64ZM87 133V134H86ZM102 133H104V134H102ZM121 133V134H120ZM171 133V134H170ZM222 133V134H221ZM225 133V134H224ZM231 135H230V134ZM234 133V134H233ZM36 134H38V135H36ZM59 134V135H58ZM61 134V135H60ZM75 134V135H74ZM107 134V135H106ZM119 136H118V135ZM124 134V135H123ZM179 134V135H178ZM229 134V135H228ZM239 134H241V135H239ZM33 135V137H34V134H32ZM53 135H54V137H53ZM102 135H104V136H102ZM158 135V136H157ZM169 135V136H168ZM177 135V136H176ZM213 135H214V137H213ZM222 135V136H221ZM224 135V136H223ZM72 136V137H71ZM75 136V137H74ZM100 138H99V137ZM101 136L102 137H104V138H101ZM140 136V137H139ZM170 136H171V138H170ZM188 136V137H187ZM190 136V137H189ZM193 136V137H192ZM219 136V137H218ZM232 138H231V137ZM239 136V137H238ZM241 136V137H240ZM63 139H62V138ZM71 137V138H70ZM82 137H83V139H82ZM89 137V138H88ZM96 137H98V138H96ZM107 137V138H106ZM109 137V138H108ZM133 137V138H132ZM154 137H156V138H154ZM199 139H198V138ZM225 137V138H224ZM59 140H58V139ZM88 138V139H87ZM92 138V139H91ZM115 140H114V139ZM120 139V145H118V143L119 142H117L119 139ZM123 138V139H122ZM132 138V139H131ZM217 138V139H216ZM219 138V139H218ZM52 139V140H51ZM61 139H62V142H61ZM98 139H100L99 141H98ZM103 139H104V141H103ZM128 139V140H127ZM162 139V140H161ZM231 139H232V141H233V143H231L232 141H231ZM236 139V141H234ZM252 139V138H251ZM258 139V140H257ZM262 139V140H261ZM48 140H49V142H48ZM53 141V142H51V141ZM65 140V141H64ZM88 140V141H87ZM106 140V141H105ZM107 140H109L108 142H107ZM165 140V141H164ZM173 140V141H172ZM197 140V141H196ZM210 140H211V142H210ZM228 140V141H227ZM230 140V141H229ZM239 140V141H238ZM245 140V141H244ZM259 142H257V141ZM68 141V142H67ZM89 141H90V143H89ZM116 141V142H115ZM163 141V142H162ZM185 141V142H184ZM192 141V142H191ZM254 141V142H253ZM54 142H55V144H54ZM66 142V143H65ZM79 142V144H81L83 147L85 146L82 142L80 143ZM99 142H101V143H99ZM203 142V143H202ZM206 144H205V143ZM228 142V143H227ZM244 142V143H243ZM254 143L255 144V142H256V144H255V146L254 145H252L251 143ZM98 143V144H97ZM164 143V144H163ZM167 143V144H166ZM168 143H169V146H168ZM191 143V144H190ZM225 143V144H224ZM230 143V144H229ZM53 144V145H52ZM111 144V145H110ZM121 144H123V145H121ZM139 144V145H138ZM48 145V146H47ZM51 145V146H50ZM90 145V146H89ZM99 145V146H98ZM105 145V146H104ZM218 145H220V146H218ZM225 145V146H224ZM236 145V146H235ZM251 145V146H250ZM261 147H260V146ZM45 146H47V147H45ZM51 148H50V147ZM53 146V147H52ZM95 146H98V147H95ZM128 146V147H127ZM137 148H135V147ZM139 146V147H138ZM176 146V147H175ZM192 146V147H191ZM194 146V147H193ZM212 146V147H211ZM215 146H217L216 148H215ZM237 146H238V148H237ZM257 146V147H256ZM259 146V147H258ZM107 147V148H106ZM110 147H111V149H110ZM114 147V148H113ZM124 147H125V149H124ZM132 147V148H131ZM225 147V148H224ZM235 147H236V150H235ZM57 148V149H56ZM105 148H106V150H105ZM151 148V149H150ZM230 148H232V149H230ZM115 149V150H114ZM131 149V150H130ZM51 150H53V152L51 151ZM57 150V151H56ZM118 150V151H117ZM121 150H123V151H121ZM127 150V151H126ZM130 150V151H129ZM140 150V151H139ZM155 150H156V152H155ZM173 150V149H172ZM199 150V151H198ZM213 150V151H212ZM231 150V151H230ZM259 150V151H258ZM55 151V152H54ZM60 151H61V154H60ZM91 151V152H90ZM120 151V152H119ZM138 151H139V153H138ZM160 151V152H159ZM175 151V152H176ZM227 151H229L230 152V155H228L227 154ZM232 151H234V152H232ZM237 151V152H236ZM57 152V153H56ZM98 154H97V153ZM116 152H117V154H116ZM127 152V153H126ZM155 152V153H154ZM175 152H174V154H175ZM189 152H187V153H189ZM193 152V151H192ZM192 152H190V154H192ZM199 152V153H198ZM220 152V151H219ZM248 152H250V153H248ZM63 153H66V155L64 156V155H62ZM71 153V152H70ZM92 153H94V154H92ZM106 152H104V154H105ZM140 153H142L141 155H140ZM186 153V152H185ZM232 153V154H231ZM234 153V154H233ZM111 154V153H110ZM124 154V155H123ZM211 154V155H210ZM237 154V155H236ZM132 155V156H131ZM139 155V156H138ZM210 157H209V156ZM215 155V154H214ZM50 156H51V158L52 159H50ZM61 156V157H60ZM71 156V158H69V157ZM92 156H94V157H92ZM105 156V155H104ZM118 156V157H119ZM227 158H226V157ZM241 157V158H239V157ZM58 157H60V158H58ZM63 157V158H62ZM100 157V158H99ZM138 157V158H137ZM205 157V158H204ZM57 158H58V160L60 161V162H58V160H57ZM95 158V159H96ZM115 158H114V160H115ZM135 158V159H134ZM137 158V159H136ZM199 158V159H200ZM224 158H226V159H224ZM260 158H262V159H260ZM50 159V160H49ZM57 160V162H56V160ZM61 159H62V161H61ZM92 159V160H93ZM117 159V158H116ZM191 159V158H190ZM189 159V160H190ZM200 159V160H201ZM237 159H235V161H233V164H231V166H232V168H234V164H236L235 162H236V160ZM97 160V159H96ZM121 160H123V159H121ZM128 160H129V162H128ZM136 160V161H135ZM189 160H187V162L186 163H190V161ZM241 160H243V161H241ZM127 161V162H126ZM56 162V163H55ZM62 162V163H61ZM110 162L112 163V164H110ZM60 163V164H59ZM65 163V164H64ZM71 163V164H70ZM127 163H129V164H127ZM144 163V162H143ZM97 164V163H96ZM109 164V165H108ZM114 164V165H113ZM125 164V165H124ZM131 164V165H130ZM66 165V166H65ZM112 165V166H111ZM95 167H96V165H94ZM93 166V167H94ZM98 166H99V169L101 168L100 167V164H97V169H98ZM107 166V167H106ZM109 166H110V168H109ZM184 166H187V164H182L181 166H177V168H180V169H184L185 167ZM190 166V165H189ZM188 166V167H189ZM181 167H183V168H181ZM55 168H57V169H55ZM109 169V171H107L108 169ZM114 168V169H113ZM141 168H144V167H141ZM190 168V167H189ZM107 169V170H106ZM110 169H111V171H112V169H113V171L115 170V172L117 171V170H120V171H122V174L121 175H123L122 177H121V175H117V174H115L113 171H112V175H114V176H112L110 173H111V171H110ZM175 169H176V167H175ZM256 169V171H254ZM55 170V171H54ZM59 170V171H58ZM69 170H71V171H69ZM184 170H186V169H184ZM243 170V171H244ZM261 171V172H260ZM72 172V173H71ZM123 172H125V173H123ZM59 173V174H58ZM109 173V174H108ZM69 174V175H68ZM124 175H126L125 177H124ZM115 177V178H114ZM117 177H121V179L123 178V180H121V184L122 185H120V179L119 178H117ZM129 177V176H128ZM118 179V181H116L117 179ZM115 179V180H114ZM114 182H113V181ZM235 180H236V182H237V184H239L240 182H238V181H240L239 179H238V181H237V179H234V183L232 184V183H230L229 184V186L227 185L226 186V188L225 189H223L222 191H219V194L220 195H223V194H230L231 195V192H234V191H236V182H235ZM112 181V182H111ZM186 183V184H185ZM193 184H194V182H193V179H187L184 183H183V188H182V192H183V196H181V197H183V198H180V201L182 202V204H184V205H186V203H187V206H188V208H190V209H193L194 211H199V207L200 206H204V207H207V206H210V203H212V204H214V205H217V206H219V204L220 205H222V200H213V199H211V201H206V203H204V202H201V203H196V202H191V200L190 199H192L194 196V199L196 198V196H198V191L195 189V186H193ZM235 184V185H234ZM111 185H113L112 187H111ZM115 185V186H114ZM117 185V186H116ZM115 187V188H114ZM4 188L6 189H3V188H1V190H0V194L2 193V197L4 198V196L6 197V196H16L15 194L17 193V191L19 190V189H21L20 187H17V191H15V189L14 188H11V187H9V186H7L6 187V185L4 186ZM16 188V187H15ZM174 187H170V190L169 189H167L166 191H167V196H169L170 194H172L174 191H176L175 190V188L173 189ZM229 190H228V189ZM233 188V189H232ZM9 189V190H8ZM12 189H14V191L12 190ZM111 189H112V191H113V189H114V191H118V193H113L112 191H111ZM231 189V190H230ZM3 190V191H2ZM5 190V191H4ZM12 190V191H11ZM234 190V191H233ZM122 191V192H121ZM171 191H172V193H171ZM3 192H6V193H3ZM14 193L15 192V194L14 195H12V194H10V193ZM86 192V191H85ZM218 192V191H217ZM225 192V193H224ZM8 193V194H7ZM50 193H51V195H50ZM111 193V194H110ZM4 194V195H3ZM6 194V195H5ZM48 194H49V196H48ZM58 195V193L57 192H48L45 196H47L46 198H47V200H46V198L44 197V200H43V203L44 204H42V211H44V214H42L41 212V215H42V217H43V219H40L37 215V217H36V220L33 218V220L34 221H32V223L29 221V225H30V227H28V232L29 231H32V232H29V233H31L33 236L32 237H34L33 239H32V237H31V234H29V236L31 237V239L30 238H28V241H27V244L25 243H22V247H19V245L18 244H20V246H21V243H17V239L16 238H21L22 236V233L23 232H18V234H19V236H18V234H16L15 236H13L12 238H11V241H9V246H8V248H7V250L5 251L7 254H9L7 257L9 258V256L11 257V258H9L10 259V262L12 263V264H32V263H30L31 261L33 262V260H32V258L34 257V256H36L37 255V253L36 252H39L38 254H40V251H41V254L40 255H42L43 257H44V261H45V258L48 256H50V254H47V256L45 255L47 252L49 253V252H51L52 250H59V249H57V248H59L58 246L62 243V237H63V231L62 230H59V227H58V224L57 223H55V224H57V225H55L54 223L52 224V218H53V214H55V215H59V216H61V215H63L62 213H63V210H64V207H63V205L60 203L61 201H59L60 199H58L59 197L57 196ZM164 196L165 195H162V197H159V200H161V198H164ZM50 197V198H49ZM53 197V198H52ZM166 197V196H165ZM192 197V198H191ZM231 197H234V196H231ZM178 198V199H179ZM234 198H236V197H234ZM53 199V200H52ZM58 199V200H57ZM46 200V201H45ZM51 200V201H50ZM57 200V201H56ZM113 200V201H112ZM171 200V199H170ZM51 202V203H50ZM55 202V203H54ZM58 202H59V204H58ZM183 202H185V203H183ZM188 202H190V204H188ZM217 202V203H216ZM220 202V203H219ZM48 203H50V204H48ZM107 203H105V205L107 204ZM59 206H58V205ZM61 204V205H60ZM209 204V205H208ZM211 204V205H212ZM47 205V206H46ZM55 205V206H54ZM190 205H192V206H190ZM194 205V206H193ZM19 205H17V208L16 209H19V210H16V211H14L15 210V208L13 207L12 209H13V212L8 216V219H7V223H9L8 225H10L11 223H13V222H11L12 220H15V218L19 215V213H21V211H23V212H31V210L33 209V211H35L36 210V208H39V207H37V205L36 204H34V205H32V206H30L29 208H28V206H19ZM45 206V207H44ZM60 208H58V207ZM21 207L23 208V209H21ZM25 207V208H24ZM32 207V208H31ZM48 207V208H47ZM49 207H51L50 209H49ZM26 208H27V210H26ZM44 208V209H43ZM117 209V207H112L111 208V210L112 211H115L116 209ZM173 208V210H174V207H171V206H169V207H167V206H165L164 208H162V212L163 213H165V210L164 209H166V211L168 212L170 209H172ZM196 210H195V209ZM46 209V210H45ZM49 209V210H48ZM61 209H63V210H61ZM115 209V210H114ZM220 209H222L221 207H220ZM220 209H218V210H220ZM164 210V211H163ZM17 211H19L18 213H17ZM49 211V212H48ZM55 211V212H54ZM197 211H196V213H197ZM81 212H83V213H81ZM89 213V209H88V211L87 210H85V209H83V211H82V209H81V211H80V208H79V210L77 211V214L79 215L80 214V216H78V215H76V218H79L77 221H76V224H78L79 225V227H81V226H83V228L86 226V225H88V221H86V220H84L85 219V215L87 216L88 214H86V213ZM184 212V211H183ZM39 213V214H40ZM50 213V214H49ZM181 213H182V211H181ZM82 214V215H81ZM13 216H15V217H13ZM46 216H47V218H46ZM78 216V217H77ZM183 216V214L182 215H178V218L176 217V218H171V225H175L174 227L172 226V227H169L168 229H167V231L169 230V232L171 233L172 231H173V236L175 235L174 234V232L176 233V231H177V229H178V231L180 232V235L182 234V232L181 231H184V234L183 235H181V239L179 238H177L176 237V239L174 240L175 242H176V240L178 241V240H181V242H183L182 240L185 238H183V236H185V233H186V236H187V233H189V232H194V229H195V227H198L199 225H192V224H189V222L188 221H186V220H188V218H187V215H184L183 217H185V218H183L182 217ZM35 217V216H34ZM84 217V218H83ZM181 217V218H180ZM12 219V220H11ZM46 219H47V221H46ZM81 219H83L82 221H81ZM182 219V220H181ZM39 220V221H38ZM44 220H45V223H44ZM183 220H185V221H183ZM38 221V222H37ZM78 221L80 222V223H78ZM180 221V222H179ZM35 222H36V224H35ZM42 222V223H41ZM48 224H47V223ZM85 222V223H84ZM150 223H151V220L149 221ZM148 222V223H149ZM184 222H187V226L186 225H184V227L186 226V228H185V230H181V229H184V227H183V224L182 223H184ZM40 223V224H39ZM179 223H181L182 225L181 226H179L180 224ZM38 224H39V226H38ZM46 224H47V226H46ZM144 224V223H143ZM32 225V226H31ZM33 225H35V226H33ZM42 225V226H41ZM48 225H50V226H48ZM144 225H146V224H144ZM38 226V227H37ZM41 226V227H40ZM47 227V230H46V227ZM55 228V230L52 228ZM37 227V228H36ZM179 227V228H178ZM181 227V228H180ZM189 227V228H188ZM193 227V228H192ZM30 228V229H29ZM36 228V229H35ZM43 228V229H42ZM49 228H51V231H50V229ZM86 228V227H85ZM32 229H35L34 231L32 230ZM38 229V230H37ZM45 229V230H44ZM48 229H49V231H48ZM172 229H174V230H172ZM188 229H192V230H188ZM41 232H40V231ZM44 230V231H43ZM53 230L55 231V233L53 232ZM85 230V229H84ZM187 231H189V232H187ZM36 232H38V233H36ZM42 232L44 233V235L42 234ZM45 232L47 233V235L45 234ZM52 232V233H51ZM168 232V233H169ZM35 233H36V236L38 237V239H39V241L38 240H36V241H38L37 243L38 244H35V239L37 238L36 236H34L35 235ZM54 233V236L52 235ZM59 233V234H58ZM225 233H227L226 232V230L225 229H219L218 231H217V234L219 235V237L221 238V240H223L224 241V243H223V246H224V248L226 247L225 245H226V242H225V240L227 239V237L226 236H228V234H225ZM129 234V233H128ZM128 234L126 235V237L128 236ZM221 234V235H220ZM42 235V236H41ZM51 235V236H50ZM51 238H53V239H50V240H53V247L51 246L52 245V243H51V245H50V250L48 249V251H45L44 249H42V250H40L39 249V246H41L42 245V242H43V245H42V247L44 248V247H46V243H45V245H44V241L46 242L47 240H49V238L50 237ZM57 236V237H56ZM175 236H177V235H175ZM242 236H244V234H241L240 235V237H239V239H241V237ZM61 237V238H60ZM129 237V236H128ZM179 237V236H178ZM43 238H45V240L43 239ZM59 238V239H58ZM173 239L175 238V237H172ZM13 239V240H12ZM29 239L31 240V242L29 241ZM126 239H129V238H126ZM243 239V240H242ZM241 239V241H242V243H244L245 242V238L243 237ZM20 240V239H19ZM58 240H61V242L59 241L58 242ZM100 240H101V238H100ZM100 240H98V241H100ZM35 241V242H34ZM41 241V242H40ZM57 241V242H56ZM16 242V243H15ZM13 243V244H12ZM29 243H30V245H32V243H33V246H31V247H35V248H33V249H31L30 247H28V245H29ZM40 243H41V245H40ZM60 243V244H59ZM23 244H24V246L26 247V248H24L23 247ZM35 244V245H34ZM241 244V243H240ZM240 244H237L236 246H239ZM12 245H14V246H12ZM27 245V246H26ZM38 245V248L36 247ZM183 245H185L186 246V244H184L183 243ZM207 245V244H206ZM185 246H183L184 248H185ZM203 246H205V245H203ZM208 246V245H207ZM205 247V248H209L210 246H208V247ZM232 246V248H233V245H231ZM19 247V248H18ZM41 247V248H42ZM49 247V246H48ZM60 247H61V249H62V246L60 245ZM64 247V246H63ZM23 248V249H22ZM27 248H29L28 250H27ZM56 248V249H55ZM65 248V247H64ZM229 248H231L230 246H229ZM24 252V253H22V251ZM31 249V250H30ZM36 250V254H34V253H32V252H34L35 250ZM186 249H188L187 248V246H186ZM185 249V250H186ZM33 250V251H32ZM43 250H44V253L42 254V252H43ZM18 251V252H17ZM19 251L21 252V254L19 253ZM27 251H29V252H27ZM4 252V254H6ZM11 253V254H10ZM29 253V254H28ZM3 254V257L5 256ZM6 254V255H7ZM16 254H18V255H16ZM24 254V255H23ZM32 254V255H31ZM130 254H131V256H133L132 258L130 257V255H129V259H132L131 261H132V264H150V262L148 261V260H139V263L138 262H135L136 261V259H135V257H136V253L134 252V251H132V252H130ZM21 255H23V256H21ZM28 255H30V257L28 256ZM45 255V256H44ZM16 256V258H17V260L14 258ZM33 256V257H32ZM264 252H263V255H262V259H260L261 260V262L259 263V264H264ZM6 257V256H5ZM4 257V258H5ZM27 257V258H26ZM41 257V256H40ZM30 258V259H29ZM261 258V257H260ZM20 259V260H19ZM21 259H23V260H21ZM26 259V260H25ZM41 259H43L42 257H41ZM16 260V261H15ZM19 260V261H18ZM25 260V261H24ZM29 260V261H28ZM133 260H134V262H133ZM146 261V262H145ZM175 261V260H174ZM177 261V260H176ZM25 262V263H24ZM26 262H28V263H26ZM168 262V261H167ZM167 262H166V264H167ZM263 262V263H262ZM36 264V262H33V264ZM71 263L73 264L74 262L73 261H71ZM176 264L175 262L173 263V262H169L168 264ZM177 263L178 264H180L179 263V261H177ZM37 264H39V263H37Z\"/></svg>",
    "mask_w": 264,
    "mask_h": 264
}]
</instances>
